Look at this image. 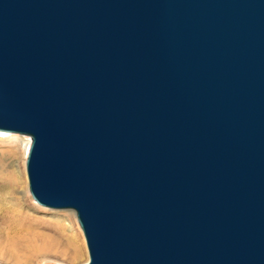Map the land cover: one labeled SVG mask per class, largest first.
I'll use <instances>...</instances> for the list:
<instances>
[{
    "label": "water",
    "instance_id": "95a60500",
    "mask_svg": "<svg viewBox=\"0 0 264 264\" xmlns=\"http://www.w3.org/2000/svg\"><path fill=\"white\" fill-rule=\"evenodd\" d=\"M0 132L85 264H264V0H0Z\"/></svg>",
    "mask_w": 264,
    "mask_h": 264
},
{
    "label": "rangeland",
    "instance_id": "374dc122",
    "mask_svg": "<svg viewBox=\"0 0 264 264\" xmlns=\"http://www.w3.org/2000/svg\"><path fill=\"white\" fill-rule=\"evenodd\" d=\"M18 140L14 165H20L26 177L25 161L30 138L0 132V160H8L10 143ZM29 140V143H27ZM26 196L16 216L5 220L0 215V264H85L88 254L74 212L48 210L31 199L26 177ZM5 187L0 188V193Z\"/></svg>",
    "mask_w": 264,
    "mask_h": 264
},
{
    "label": "bare ground",
    "instance_id": "6f19581e",
    "mask_svg": "<svg viewBox=\"0 0 264 264\" xmlns=\"http://www.w3.org/2000/svg\"><path fill=\"white\" fill-rule=\"evenodd\" d=\"M18 144V140L10 143L5 158L8 160H0V188L5 187V191L0 193V215L5 220L16 216L22 197L26 196L27 183L24 170L19 164L14 165L13 160L19 153Z\"/></svg>",
    "mask_w": 264,
    "mask_h": 264
}]
</instances>
